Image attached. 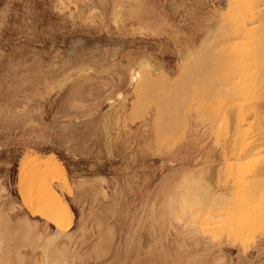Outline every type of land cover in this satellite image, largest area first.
<instances>
[{
    "label": "rangeland",
    "instance_id": "obj_1",
    "mask_svg": "<svg viewBox=\"0 0 264 264\" xmlns=\"http://www.w3.org/2000/svg\"><path fill=\"white\" fill-rule=\"evenodd\" d=\"M139 1L140 9L133 5L130 11L121 0H0V189L5 188L0 207L6 209L0 211L10 218V228L26 219L34 233L53 232L45 218L25 208L18 173L25 168L26 184L36 170L35 159L54 158L64 174L53 182L72 213L70 233L79 234L76 244L81 229H88L84 238L97 232L94 241L88 238L89 248L99 229L103 235L112 233L108 253L98 260L93 254L90 260L84 257V264H143L151 247L155 264H191L200 257L203 264H264V224L250 234L231 235L220 218L211 217L217 223L206 228L209 234L197 235L198 248L170 229L159 232L155 244L146 229H134L141 212L151 202L159 208L172 185L188 178L194 188L204 181L213 186L222 156L231 151V129L225 132L218 117L220 99L205 91L200 101L205 86L196 73L181 82L187 57L193 58L217 33L225 0ZM145 63L155 82L174 89H165L163 99L151 100L135 118L131 111L137 97L128 72ZM75 91L86 101L72 121L63 113ZM174 106V114L186 122L183 129L169 130V115L159 131L154 115L167 116L166 109ZM23 109L30 117L16 123L12 113ZM38 253L33 256L39 258Z\"/></svg>",
    "mask_w": 264,
    "mask_h": 264
},
{
    "label": "bare ground",
    "instance_id": "obj_2",
    "mask_svg": "<svg viewBox=\"0 0 264 264\" xmlns=\"http://www.w3.org/2000/svg\"><path fill=\"white\" fill-rule=\"evenodd\" d=\"M121 1L124 3V7L130 11H133V5H135L137 10L140 9L139 0ZM223 11L219 21L221 24L217 23V25H219L216 27L217 29L219 28L217 33H215V31L208 39H211L210 42L205 40L209 45L207 43L206 45L201 44L203 46L201 47L202 50L193 54V58H191V55L187 57V62L189 63L183 68L184 75L182 76L184 77L180 78L181 82L185 81L186 83L185 77L187 74L194 75L196 73V76L199 77L205 86V90L200 93L201 97L199 95L200 101H202L201 98H205L202 95L205 91L206 94L215 95L220 99V102L217 99L220 103L217 104L220 105L219 110L218 108L217 110L218 112L220 111L219 113L221 116L218 115V117L222 119V128L225 130L227 129L225 132L231 129V131L229 130L231 145L228 142L230 145L229 148H231L228 154L230 156H226L225 154V156H222V166L216 172L213 186L204 181L199 183L198 187H195V190V185L192 186L191 181L187 180V178L182 181V185H178L177 183V185H172L166 189L163 200L158 206L159 208H156L157 206L154 205L155 202H151L148 211L141 212L143 213V218L138 221L139 223H137L138 225H136L134 229H146L148 235H150L148 238L151 239V244H155L159 232H163L164 230L166 234H168L169 232L167 231L170 229L176 234L182 236L186 235L187 238L193 242V248H198L201 245L197 235L201 233L202 235H204V233L207 235L206 232L209 234L206 228L212 227V225L217 223L210 220L211 217L220 218L221 220L218 221V223H220L223 229L231 235H237L239 232L250 234L259 225L264 224V0H225ZM146 65L148 64L145 63L143 67H139V65L137 66L138 68L134 67L135 69L131 68L128 72L130 76L129 80L135 85L134 91L136 92L135 97H137V99H135L137 101L133 103L131 111L135 118H139V116L143 114L142 112L145 111L147 103L155 98L163 99L164 97L162 98V96L164 95L161 93L165 94V92L168 91H165V89L169 88V90H171L174 87L172 85L173 83L171 84L173 86L171 88L169 87L170 85H164V83H159V81L155 82L156 80L154 79V81L151 76L153 73H149L150 70L148 71ZM180 71L183 70L180 69ZM198 72H200V76L197 75ZM179 83L177 81V84ZM176 91L175 89V94L178 93ZM73 95H75V97L72 96V101L71 99L69 100L71 102H69L68 113L66 112L67 115L65 112L63 113L66 118L69 117V120L70 118L71 120L78 118L75 110L83 107L82 104L84 105V101H86L85 99L83 101L81 94L78 92ZM212 95H210V97ZM192 98L196 99L195 97ZM175 106L171 107V110L166 109L167 116L162 114L157 115L155 112L157 117L154 115V122L159 131L164 122H166L164 120L167 119L163 117H168L169 115V120H167L170 128L169 130L175 132L180 128L183 129V125L186 122L184 123V120L180 122L177 115L174 114L176 113L174 111ZM29 109L30 108H28V110ZM89 111L91 112V110ZM201 111L200 113H202ZM215 111H212V114H218V112L216 113ZM22 112L12 113L14 117L13 120H15L16 123H20L22 118H26L29 114V112L27 114V110ZM203 112H205V110ZM145 113L144 116H146ZM83 114H85V112ZM64 115H62L63 118L65 117ZM85 115L81 116V118H85ZM232 115L233 120L230 121L229 117ZM28 117L30 116L28 115ZM214 120H216V118ZM89 122L91 123L92 121ZM181 123H183V125ZM220 126L221 125H219V127ZM165 127L168 126L165 125ZM157 129L155 132H157ZM160 134L161 133L158 135ZM33 165L36 170L31 174L32 178L26 181V184L25 178L23 179L26 174L25 168H20L18 173L19 184L22 187L24 206L30 213L45 218L49 225L53 226L55 230L50 234L34 233L33 227L26 219H24V222L20 221L18 227L15 226V228H10V218H8V215L5 216L6 214L3 215L0 211V264H79L80 262L84 264L85 262H82L84 257L88 258L85 260H90L93 254L95 256L93 258L98 260L103 257V254L105 256V253H108L107 250L109 247L107 248V246L110 241H113V237L110 236L112 233L103 235L100 229H97L99 231V237L95 239L96 242H93L94 245H92V240L94 241L92 238L97 236V232L96 234H91L92 238L91 236L84 238V234L88 229L85 230L86 232L84 229H81L82 234L79 236L81 241L79 240L78 244H76V240L78 241L79 234L70 233L72 213L53 182L54 178H63L64 173L60 163L54 158L41 162L35 159ZM189 173H192V171H188L185 174ZM32 189L33 192H31ZM0 190L2 193L5 191V188L1 186ZM4 194H6V192ZM1 208L2 207H0V209ZM3 210L2 212H4ZM9 210L11 211V209ZM219 210V213L213 214ZM196 214L202 218L200 219L202 222L199 225L195 222V218L198 217ZM188 217L192 218V220H189ZM198 219L199 217L196 220ZM176 223L178 227L174 226ZM84 227L82 226V228ZM215 232L216 230H214L213 233ZM75 235L77 237H75ZM88 238L92 239V247L90 248L87 243ZM211 238L214 237L211 236ZM211 238L210 241L213 240ZM212 243L213 241L211 244ZM72 244H74V247H72ZM84 247H87V250ZM24 248H28L30 254L24 253L25 250L24 252L22 251ZM151 248L152 251L149 250L146 254L147 256H143L146 258L143 264H155V259H153L155 248ZM83 249H85L84 252H82ZM36 251H39V258L33 256L34 253L36 255ZM134 256L136 257V254ZM135 260L138 261V258H135ZM200 260H202L201 257L197 261L192 260L193 262L191 264H203L204 261Z\"/></svg>",
    "mask_w": 264,
    "mask_h": 264
}]
</instances>
